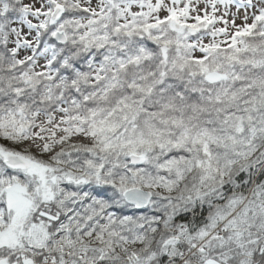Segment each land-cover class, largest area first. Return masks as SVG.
Masks as SVG:
<instances>
[{
    "label": "snow or ice",
    "instance_id": "6c2138e0",
    "mask_svg": "<svg viewBox=\"0 0 264 264\" xmlns=\"http://www.w3.org/2000/svg\"><path fill=\"white\" fill-rule=\"evenodd\" d=\"M0 264H264V0H0Z\"/></svg>",
    "mask_w": 264,
    "mask_h": 264
}]
</instances>
